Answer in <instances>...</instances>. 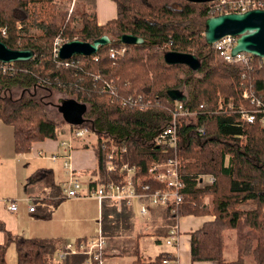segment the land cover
Returning <instances> with one entry per match:
<instances>
[{
  "label": "trees",
  "instance_id": "16d2710c",
  "mask_svg": "<svg viewBox=\"0 0 264 264\" xmlns=\"http://www.w3.org/2000/svg\"><path fill=\"white\" fill-rule=\"evenodd\" d=\"M84 1L82 27L77 28L73 23L80 0H75L73 10L58 7L55 0L46 1L48 6L42 0H0V40L12 49L35 52L31 61L15 62L6 72L0 70V120L12 126L16 151L25 153L36 142L58 138L68 124L50 117L43 94H66L88 105L87 122L69 125L71 129L88 127L99 140L112 139L120 148L126 147L115 172L107 171L110 144L105 149L100 145L95 148L98 164L93 187L109 181L122 183L125 173L121 168L128 164L135 170L136 190L149 194L162 187L149 173L150 168L178 156L184 201L176 215L171 214L170 207L150 206L155 234L166 239L183 216L213 218L190 233L193 262L264 264V127L242 121L238 112L253 108L243 96L246 90H255L264 103V60L254 57L253 66L244 69L225 62L207 44L205 21L220 15L211 14L213 2L113 0L118 7L117 18L99 25L95 0ZM30 29L39 34L29 35ZM124 34L142 37L145 42L123 45L120 38ZM103 35H109L112 43L101 47L96 55L61 60L55 52L58 39L94 42ZM122 47L125 52L112 58L111 53ZM170 50L197 55L201 70L194 73L185 65L166 64L164 53ZM171 89L187 95L183 108L192 113L189 120L178 118L181 145L177 152L153 143L172 123L179 106L167 96ZM19 91L25 94L17 98ZM140 97L143 108L122 105L123 100ZM220 100L224 113H217ZM199 176H213L215 182L199 188ZM33 180L29 186L38 188L33 198H41L46 188L50 189L51 194L43 200L50 209L65 199L51 169L38 171ZM206 198L211 202L206 203ZM99 205L105 211V236L127 223L134 208L122 202L119 210L113 200ZM50 213L44 217L49 218ZM230 238H234L236 250L231 259L225 254ZM10 242L16 246L17 264H59L56 256L65 244L10 235L0 244V264H8ZM177 260L173 253L163 251L151 259L138 256L133 264H176ZM81 262L79 259L74 264Z\"/></svg>",
  "mask_w": 264,
  "mask_h": 264
},
{
  "label": "crops",
  "instance_id": "0c3cea01",
  "mask_svg": "<svg viewBox=\"0 0 264 264\" xmlns=\"http://www.w3.org/2000/svg\"><path fill=\"white\" fill-rule=\"evenodd\" d=\"M95 8L99 25H105L118 16V7L113 0H95ZM0 122L2 121L0 120ZM10 128L12 136L8 134L7 143H2L0 138V186L5 187L8 184L14 186V198L18 199L11 196H2L5 192L0 191V244H5L10 235L11 237L26 239L56 240L59 244L62 242L65 244L69 242H86L98 236L101 229L104 230L103 218L105 211L101 210L96 199L89 197L64 199L55 208L51 209L43 201L38 204L36 212L33 213L29 211L28 204L25 201L27 197H34L32 194L37 193V185L29 186V184L34 181L35 174L43 169H51L54 172L55 181L61 187L63 193V185L69 178L68 171L64 167L68 155H71L75 178L83 184L92 183L97 176L98 162L95 150L88 143L91 141L95 145V140H92L91 136L88 140L74 139L71 136V128L65 126L57 139L36 142L28 152L18 153L14 144L13 128L12 126ZM94 137L97 140V136L94 135ZM62 141L73 142L74 149L71 153L60 145ZM40 152L43 156L39 155ZM54 156L56 159H54ZM47 190L50 191L49 188H46L45 195L48 194ZM9 200H16L18 206L16 211L9 210ZM135 207L132 209L127 223L122 224L114 232L108 234L111 236L106 235L108 248L105 253L107 256L103 258L102 262L89 261L85 255L81 254L69 255L64 261L56 263L74 264L77 260L82 259L80 264H133L138 256L151 259L148 258L149 254L141 251L140 240L148 236L150 238L154 237L158 243H162L165 238L163 240L155 234L154 225L151 228L149 223L151 213L150 218L147 219L140 214V205H138L139 210L137 213ZM50 210V217L45 218V213ZM205 222L206 218L194 216L181 219L180 228L183 229L180 235L179 248L177 250L172 247L168 249V246L162 248L161 252L173 253L178 258V264H217L215 262H193L191 258L190 233L200 229ZM152 229L154 230L153 233L150 231ZM7 252L13 258L17 257L14 242H10Z\"/></svg>",
  "mask_w": 264,
  "mask_h": 264
},
{
  "label": "built area",
  "instance_id": "2783aa9c",
  "mask_svg": "<svg viewBox=\"0 0 264 264\" xmlns=\"http://www.w3.org/2000/svg\"><path fill=\"white\" fill-rule=\"evenodd\" d=\"M254 9H264V1L261 0H216L210 4L211 14L218 13H244ZM3 36L6 35L5 29L1 30ZM238 37L235 36H225L219 41L215 42L212 46L217 52L218 56L228 63H236L241 65L244 69H250L254 63V55L242 52L235 56L232 54L233 48L237 44ZM63 41L57 40L55 52L58 54L59 49ZM125 47L119 49L118 52L113 51L111 57L115 58L125 52ZM264 60V58H261ZM13 68V63H4L0 61V70L4 72L11 70ZM109 87H113L112 83H108ZM244 98L250 100L253 108L249 110L240 109L238 112L241 115V120L247 123H259L264 127V103L260 99L255 90H246L243 93ZM144 101L142 97L140 98H128L122 101V105L125 107H141L143 108ZM221 109L224 112V106L221 105ZM192 113L183 108V103H179L177 109L175 110L172 123L166 128L162 129L158 135L155 137L153 143L157 147L163 148L165 151L173 150L177 152L181 145V135L178 130L179 117H185L189 120ZM71 136L74 139H88L93 135L90 128H76L71 129ZM202 131V130H200ZM107 143L110 144V151L107 155V171L115 172L118 169L117 161L120 159L121 152H126V147L120 148L112 139H101L97 138L95 145L88 143L90 147L95 150L97 146L100 145L102 148L107 147ZM62 147H65L70 151H73L74 146L72 141H62ZM43 156L42 152L39 153ZM54 159L56 157L54 156ZM65 169L68 171V180L63 185V197L65 199L89 197L92 199H97L99 204L104 200H113L116 202L118 209L120 210L122 202L126 205L133 207L135 203L141 205L140 214L145 218H150V206L159 207H170V212L172 215L177 214V208L184 201V182L181 175V163L178 156L171 157L165 163L154 164L149 173L153 178L162 185L160 189H156L151 193H142L136 190L135 184L133 182L135 170L128 164H124L121 168V172H124V178L122 183H117L115 181H109L107 183H101L96 187H93L92 183L83 184L79 179L75 178L74 169L72 168L71 155L66 157L64 163ZM98 178V177H97ZM199 185H212L215 182L213 176H199ZM48 194L42 196L41 198L27 197L25 199L28 204L30 212H36V208L39 203L49 197ZM9 210L16 211L18 209L16 200H10ZM102 227V226H101ZM180 218L178 222L174 224L170 231L169 236L166 238V245L174 249L179 248L180 244ZM107 239L101 229L98 236L89 239L86 242L77 243H67L61 247V251L57 253V261L64 260L69 255H85L89 261L102 262L103 253L107 249ZM167 262V261H166ZM178 264V261H175Z\"/></svg>",
  "mask_w": 264,
  "mask_h": 264
},
{
  "label": "water",
  "instance_id": "95a60500",
  "mask_svg": "<svg viewBox=\"0 0 264 264\" xmlns=\"http://www.w3.org/2000/svg\"><path fill=\"white\" fill-rule=\"evenodd\" d=\"M195 3H209L216 0H190ZM205 40L213 45L225 36L238 37L232 50L238 53H248L258 58H264V9H254L244 13H224L212 16L205 21ZM123 45H137L145 42L144 38L132 34H124L120 38ZM112 43L109 35H103L94 42L72 40L64 43L58 52L61 60H68L76 55L92 56L98 54L101 47ZM35 57L32 49H12L0 40V61L4 63L28 62ZM164 61L168 65H185L194 73L202 68V61L195 54L178 51L164 53ZM167 96L175 102L185 103L187 95L179 89H171ZM63 120L70 126H82L87 122L85 117L88 105L74 98L60 100L56 106Z\"/></svg>",
  "mask_w": 264,
  "mask_h": 264
},
{
  "label": "rangeland",
  "instance_id": "374dc122",
  "mask_svg": "<svg viewBox=\"0 0 264 264\" xmlns=\"http://www.w3.org/2000/svg\"><path fill=\"white\" fill-rule=\"evenodd\" d=\"M42 1H45L44 3H42L43 5H45V6L49 5V3L46 2L48 0H42ZM55 1L57 2L58 7L62 8V9L73 10L75 0H73V2L71 0H55ZM80 3L81 4L78 5V2H77V4L75 5V9L77 11V14H76L77 19L74 21L73 25L75 24L74 26L77 27V28L82 27V25L80 24V19H81L82 12L85 10L84 6H85L86 2L84 0H80ZM36 5L38 7L42 6L41 4H36ZM36 34H39V31H37L35 29H30L29 35H36ZM64 43H66V42H63L62 45ZM34 90H36V89H34ZM0 94H2L1 90H0ZM24 94L25 93L23 91H19L15 95V97H17V98L18 97H23ZM47 95H49V96H47ZM45 96H46L45 101L47 103L46 108H47V111H48L50 117L53 118L57 122H60V123L64 122L63 117L59 113V111H58L56 106L60 103V100L71 98V97H69L66 94L59 93V92H54V91H52V93L47 91L46 93L43 94V97H45ZM221 102L222 101L220 100V102H219L220 105H219V108L217 110V113L223 112V109H221V105H222ZM48 103H50V104H48ZM10 127H11L10 125L3 124L2 122H0V138H1L2 143H7L8 134H10L12 136V131H11ZM64 127L65 126H63L62 130L64 129ZM67 127H69V125H67ZM94 135L95 134H93V136H91L90 138H92V140H95V142H96V137H94ZM85 140H88V139H85ZM59 143H60V141H59ZM90 144H92L91 141H90ZM204 187H207V185H200L199 186V188H204ZM14 190H15V187L10 185V184L6 185L5 187H1L0 186V191L5 192V194L2 195V196H11L12 198H14V196H15ZM50 194H51V192L49 193V195ZM14 199H18V198H14ZM210 202H211V199L210 198H206V203H210ZM9 204H10V200H9ZM138 205H139L138 203H135V205H134V207L136 206L135 207V212L136 213L139 210ZM244 208H246V207H244ZM187 217H190V216H183V217L180 218V220L184 219V218H187ZM210 219H213V218H208V217L206 218V220H210ZM137 220L140 221L138 218H137ZM149 223H150L151 228H152L151 221H149ZM182 229L183 228L181 227V231H182ZM150 231H151V233L154 232L153 229L150 230ZM162 239L164 240V238H162ZM232 240H234V238H230V240L227 239V241H226V251H225L226 253L225 254H226V258H230V259L234 258L236 256V253H235L236 250H235V247L233 245ZM165 241H166V239H165ZM165 241H163L162 243H158L154 237L150 238V237L146 236V237H143L140 240V249H141V251L149 254L148 258H153L157 253L161 252L162 248H167L168 247L165 244ZM107 248H108V244H107ZM168 249H170V247ZM6 259H7V263L8 264H16L17 263V257L13 258L12 255H8V252H7V255H6Z\"/></svg>",
  "mask_w": 264,
  "mask_h": 264
}]
</instances>
